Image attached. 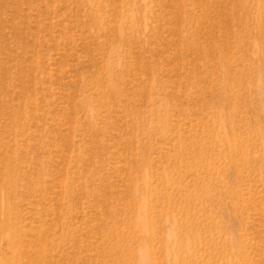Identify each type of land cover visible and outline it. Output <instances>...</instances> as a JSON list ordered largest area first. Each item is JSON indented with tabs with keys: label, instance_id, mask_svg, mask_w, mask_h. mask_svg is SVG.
I'll return each mask as SVG.
<instances>
[{
	"label": "rangeland",
	"instance_id": "rangeland-1",
	"mask_svg": "<svg viewBox=\"0 0 264 264\" xmlns=\"http://www.w3.org/2000/svg\"><path fill=\"white\" fill-rule=\"evenodd\" d=\"M0 264H264V0H0Z\"/></svg>",
	"mask_w": 264,
	"mask_h": 264
}]
</instances>
